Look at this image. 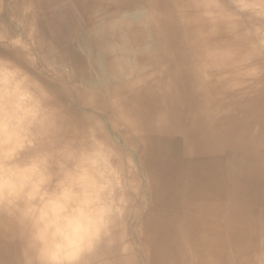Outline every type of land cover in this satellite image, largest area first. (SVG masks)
I'll list each match as a JSON object with an SVG mask.
<instances>
[{
  "label": "bare ground",
  "instance_id": "6f19581e",
  "mask_svg": "<svg viewBox=\"0 0 264 264\" xmlns=\"http://www.w3.org/2000/svg\"><path fill=\"white\" fill-rule=\"evenodd\" d=\"M264 264V0H0V264Z\"/></svg>",
  "mask_w": 264,
  "mask_h": 264
},
{
  "label": "clouds",
  "instance_id": "9594fccd",
  "mask_svg": "<svg viewBox=\"0 0 264 264\" xmlns=\"http://www.w3.org/2000/svg\"><path fill=\"white\" fill-rule=\"evenodd\" d=\"M34 239L40 247L44 264H73L76 253L90 243L86 223L79 230L38 229Z\"/></svg>",
  "mask_w": 264,
  "mask_h": 264
}]
</instances>
